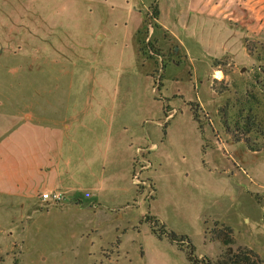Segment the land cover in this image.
<instances>
[{
	"label": "rangeland",
	"instance_id": "374dc122",
	"mask_svg": "<svg viewBox=\"0 0 264 264\" xmlns=\"http://www.w3.org/2000/svg\"><path fill=\"white\" fill-rule=\"evenodd\" d=\"M52 1L0 0V50L18 54L0 57V80L22 78L24 72L16 69L27 60L22 53L54 43L70 61L97 62L108 69L112 85L104 102L126 113L129 135L138 129L136 117L147 113L144 128L154 126L153 144L134 142L113 167L107 166L118 174L101 184L97 209L76 199L70 207L62 202L48 209L37 204L18 208L3 199L0 264H191L184 250L151 232L146 215L187 235L195 253L211 259L226 247L205 236L217 221L218 229H230L232 248H251L264 264V137L248 135L260 147L252 150L224 128H234L242 116L254 117L264 129V24L258 22L253 31L241 22L235 32V22L214 24L199 17L186 6L189 0H159V21L165 26L159 29L149 16V5L157 0H58L52 13L60 22L49 29L47 41L25 42L9 33L6 15L19 11L22 23L30 15L28 3ZM96 31L107 36L99 39ZM139 39L145 52L138 54ZM148 42L158 49L152 57ZM103 49L105 57L99 58ZM216 69L224 75L216 76ZM72 94L82 109L87 97L98 92L82 81ZM190 102L200 108L203 136ZM132 155L137 156L133 177Z\"/></svg>",
	"mask_w": 264,
	"mask_h": 264
},
{
	"label": "crops",
	"instance_id": "0c3cea01",
	"mask_svg": "<svg viewBox=\"0 0 264 264\" xmlns=\"http://www.w3.org/2000/svg\"><path fill=\"white\" fill-rule=\"evenodd\" d=\"M157 3L159 15L155 20L159 29H165L159 21L162 12L159 0ZM58 5V0L37 6L28 3L30 15L22 23L21 12L13 11V17L5 14L10 21L9 33L20 34L15 37L25 42L37 38L47 41L49 29L60 22L52 13V7ZM186 6L193 8L199 17H209L207 19L214 24L235 22L238 26L242 22L253 31L258 22L264 24V0H189ZM238 29L239 26L235 32H239ZM95 35L104 39L107 32L96 31ZM135 47L139 54V43ZM173 51L179 54L176 47ZM105 53L103 49L99 58L105 57ZM3 55L18 54L0 50V57ZM23 58L28 62L16 68L24 72L22 78L0 80V202L7 199L18 208L37 204L48 209L55 204L43 203L40 193L58 189L66 194L63 201L66 207L76 199L85 202L90 209H97L102 198L101 184L118 174L116 170L107 171V166L113 167L122 151L134 142L143 144L150 140L153 144L150 138L154 126L144 128L148 115L143 112L134 123L138 129L129 135L126 113L115 112L104 102L112 81L108 69L101 63H85L73 58L70 61L64 58L63 48L54 43L51 48L30 49L22 53ZM93 58L102 62L95 54ZM217 72L224 75L221 69H216V76ZM65 78H68L66 99ZM82 81H89L98 94L89 95L86 105L80 109L72 90ZM165 135L166 127L164 138ZM136 157H131V175ZM86 191L89 196L84 195Z\"/></svg>",
	"mask_w": 264,
	"mask_h": 264
},
{
	"label": "trees",
	"instance_id": "16d2710c",
	"mask_svg": "<svg viewBox=\"0 0 264 264\" xmlns=\"http://www.w3.org/2000/svg\"><path fill=\"white\" fill-rule=\"evenodd\" d=\"M149 7L150 10V17L157 18L159 15V8L158 4L156 2H152ZM139 51H144L145 42L139 39ZM150 45V46H149ZM147 46H149V52L150 55L157 54L158 49H154L150 42L147 43ZM151 57V56H150ZM216 64L217 60H214ZM190 110L192 113L193 119L197 122V126L202 132L203 136V130H204V119L200 116V108L198 106L197 102H190ZM223 110V109H222ZM221 110V111H222ZM223 113V111H222ZM221 113V114H222ZM241 116V115H240ZM251 116V114H250ZM254 118V117H252ZM251 120L249 117L242 118V116L239 118L240 120L235 121L234 128L227 126L225 124L224 128L225 130L230 133V136L234 140H239L243 138L247 142V146L252 149L256 150L260 147H257L255 145V142L251 141V138L248 137V135L254 133L257 136L264 137V129L257 127L254 119ZM134 164L133 163V169H132V176H134ZM144 220L148 222L150 226L151 232L156 235L158 238H166L172 243H175L180 249L184 250L186 253V259L191 264H263V261L261 257L256 253L254 250L248 247H238L236 249L231 247V243L233 241L231 235H230V229L226 226V228H217V221L215 222L216 227L213 229H210L211 232H209V229L206 228L204 233L206 237L214 238V239H220L222 243L226 246L225 249L220 253L219 257L216 259H211L210 257L206 255H197L195 253V246L189 239V237L185 234H179L176 233L173 230H169L165 227V224L162 223L156 216L154 215H146L144 217ZM210 233V235H209ZM208 235V236H207Z\"/></svg>",
	"mask_w": 264,
	"mask_h": 264
},
{
	"label": "built area",
	"instance_id": "2783aa9c",
	"mask_svg": "<svg viewBox=\"0 0 264 264\" xmlns=\"http://www.w3.org/2000/svg\"><path fill=\"white\" fill-rule=\"evenodd\" d=\"M170 115L171 114L169 113L168 116ZM168 116H166V118ZM89 194L90 193L88 191L84 192L85 196H89ZM40 199L45 204H59V203H62L66 199V194L64 191L58 190V189L50 190V191H43L42 193H40Z\"/></svg>",
	"mask_w": 264,
	"mask_h": 264
}]
</instances>
